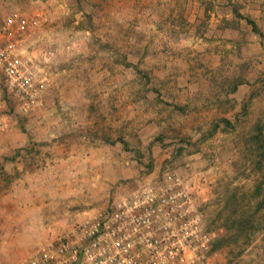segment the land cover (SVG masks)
<instances>
[{"label":"rangeland","instance_id":"374dc122","mask_svg":"<svg viewBox=\"0 0 264 264\" xmlns=\"http://www.w3.org/2000/svg\"><path fill=\"white\" fill-rule=\"evenodd\" d=\"M11 10L39 20L20 50L48 84L0 134V202L69 204L61 234L172 171L212 236L207 264H264V0H0V22ZM245 208L249 242L218 247Z\"/></svg>","mask_w":264,"mask_h":264},{"label":"built area","instance_id":"2783aa9c","mask_svg":"<svg viewBox=\"0 0 264 264\" xmlns=\"http://www.w3.org/2000/svg\"><path fill=\"white\" fill-rule=\"evenodd\" d=\"M38 24L18 10L0 22V134L10 125V110L27 115L43 104L48 81L20 50ZM211 249L212 236L183 180L166 171L13 264H207Z\"/></svg>","mask_w":264,"mask_h":264},{"label":"crops","instance_id":"0c3cea01","mask_svg":"<svg viewBox=\"0 0 264 264\" xmlns=\"http://www.w3.org/2000/svg\"><path fill=\"white\" fill-rule=\"evenodd\" d=\"M27 168L29 169L28 166ZM23 198L26 199L24 196ZM30 198L29 196V199L22 203L0 202V256L19 257L21 255L17 250L32 245L40 238L45 239L42 244L32 248L36 249L60 233L59 229H52V225L65 228L68 221H71L70 216L65 215L68 214L69 204L39 203ZM96 211L98 210L90 214Z\"/></svg>","mask_w":264,"mask_h":264},{"label":"trees","instance_id":"16d2710c","mask_svg":"<svg viewBox=\"0 0 264 264\" xmlns=\"http://www.w3.org/2000/svg\"><path fill=\"white\" fill-rule=\"evenodd\" d=\"M258 136H259V140L262 143L261 147H262V151H263V155H264V127L262 126L259 129L258 132ZM259 211L264 212V205H260L257 206V210L255 211V214H257ZM238 212L236 210H232L230 212L231 216L234 217H238V219H241L240 222L235 220V221H231V223L229 224L226 232L228 233V236H224V239L220 240L218 244V247L221 246V244L223 245V243H225V245L230 244V243H234V239H237V234L241 232V234H244L246 239V242H249L251 235L253 234V223L255 220L254 215L252 214L250 208H245L241 214H237ZM231 216H229V218L227 219V221L230 220ZM260 220V218H256V223H258ZM257 225V224H256ZM264 227V226H263ZM227 235V234H226ZM228 240V241H227ZM217 247V246H216Z\"/></svg>","mask_w":264,"mask_h":264}]
</instances>
